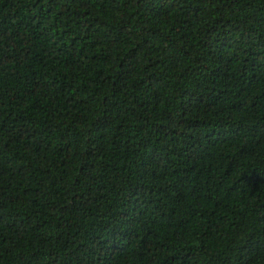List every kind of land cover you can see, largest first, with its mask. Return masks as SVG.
Listing matches in <instances>:
<instances>
[{"label":"trees","instance_id":"1","mask_svg":"<svg viewBox=\"0 0 264 264\" xmlns=\"http://www.w3.org/2000/svg\"><path fill=\"white\" fill-rule=\"evenodd\" d=\"M0 264H264V0H0Z\"/></svg>","mask_w":264,"mask_h":264}]
</instances>
